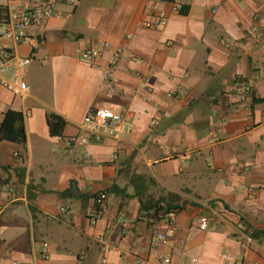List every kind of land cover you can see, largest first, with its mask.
I'll list each match as a JSON object with an SVG mask.
<instances>
[{
    "label": "crops",
    "instance_id": "0c3cea01",
    "mask_svg": "<svg viewBox=\"0 0 264 264\" xmlns=\"http://www.w3.org/2000/svg\"><path fill=\"white\" fill-rule=\"evenodd\" d=\"M181 1L172 13L161 0H60L35 49L0 38V49L31 57L28 96L0 87V126L14 111L25 134L23 144L0 140V264H225L224 254L264 264V239L250 237L264 229V0ZM19 3L0 0V21ZM160 12L163 27L144 25ZM103 43L96 65L123 48L110 95L102 71L78 55ZM239 82L252 100L240 103ZM101 107L127 114V137L80 130ZM49 113L64 120L59 137L49 135ZM113 185L129 197L110 193ZM101 192L108 200L93 223ZM149 200L182 207L171 209L165 244L152 241L168 226L142 209Z\"/></svg>",
    "mask_w": 264,
    "mask_h": 264
},
{
    "label": "built area",
    "instance_id": "2783aa9c",
    "mask_svg": "<svg viewBox=\"0 0 264 264\" xmlns=\"http://www.w3.org/2000/svg\"><path fill=\"white\" fill-rule=\"evenodd\" d=\"M60 0H20L19 4H9L6 9L4 19L0 21V38L7 39L13 44H21L28 42L32 49H35L40 40V32L45 22L54 16L55 8ZM170 6L172 13H180L184 5L181 0H161ZM167 22V18L163 12L156 14L152 23H145L146 27L158 29L163 27ZM109 49L107 43H103L97 47H91L79 51L80 60L92 65L103 59L105 52ZM123 52V48L117 47L112 52L110 58L103 64H98L96 67L102 71L103 91L105 95H110L115 90L116 84V69L118 61ZM31 62V57H17L0 49V87L7 89L14 96L24 98L28 96L30 87L24 81L23 76L28 65ZM235 91L240 98V103L252 100V89L246 84L239 82L236 84ZM166 97L173 99L175 96L172 93H167ZM157 105V104H155ZM240 107V106H239ZM246 110L248 105H242ZM238 109L236 108L235 111ZM81 131L88 136L100 138L108 137L115 139H123L131 132V122L123 111H117L109 107H101L89 110L79 124ZM75 142V140H70ZM78 145H85L87 138H80L76 141ZM17 157V154H14ZM9 190H12L10 187ZM108 200V194L105 192L99 193L93 198V209L90 212V221L96 222L101 216V209ZM176 216L174 210L164 214L167 221L165 229L155 228L152 231V241L155 243L165 244L169 237L174 233L173 222ZM198 230H206L208 228V218L205 216L198 217L196 221ZM41 258L49 257L47 244L42 245ZM225 264H234V259L229 254L222 256ZM163 263L168 264L169 259L164 258ZM12 264H22L13 262ZM99 264H107L106 258L102 257Z\"/></svg>",
    "mask_w": 264,
    "mask_h": 264
},
{
    "label": "trees",
    "instance_id": "16d2710c",
    "mask_svg": "<svg viewBox=\"0 0 264 264\" xmlns=\"http://www.w3.org/2000/svg\"><path fill=\"white\" fill-rule=\"evenodd\" d=\"M46 124L48 127L49 135L51 137L61 136L62 129L64 126V120L61 117L53 113H49L46 115ZM0 140L21 143V144L25 142L24 122H23L22 114L14 111H8L4 114L0 126ZM109 192L112 194H122V196L124 197H129V195L125 194L124 191L120 190L115 185L111 187ZM146 203L147 205H144L143 202H140L142 209L143 208L154 209L155 214H157L158 212L165 214L171 209H175V210L182 209V207H179L177 205H171L170 203H167L164 200H157L155 202L149 200ZM250 237L256 240L264 239V229L253 230L250 233Z\"/></svg>",
    "mask_w": 264,
    "mask_h": 264
}]
</instances>
